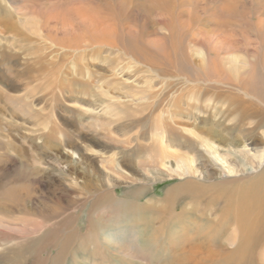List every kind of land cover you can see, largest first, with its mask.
<instances>
[{
  "label": "rangeland",
  "instance_id": "1",
  "mask_svg": "<svg viewBox=\"0 0 264 264\" xmlns=\"http://www.w3.org/2000/svg\"><path fill=\"white\" fill-rule=\"evenodd\" d=\"M0 20V264H178L186 236L144 214L182 182L155 136L191 156L183 132L215 119L233 145L263 140L264 0H0ZM233 93L257 112L242 127L261 123L245 138Z\"/></svg>",
  "mask_w": 264,
  "mask_h": 264
},
{
  "label": "bare ground",
  "instance_id": "2",
  "mask_svg": "<svg viewBox=\"0 0 264 264\" xmlns=\"http://www.w3.org/2000/svg\"><path fill=\"white\" fill-rule=\"evenodd\" d=\"M0 24L5 25V27L8 26L4 20H0ZM40 59L35 60L37 74L41 72V69H45L46 66ZM26 71H33V68L28 66ZM170 85L171 83L167 81L164 87L168 88ZM147 91L145 89L142 91L144 93L142 97L149 99L147 97L152 94L150 93L147 96ZM162 96L163 100L166 97H170L166 93H163ZM150 98L152 99L153 97ZM180 99H182V96L172 97L171 102H173L174 108H178ZM224 99L233 109L239 111V115H237L239 116V119H237L238 123L234 122L231 124L232 131L233 128H237V132L234 130L237 136L245 138L247 134H253L254 131L260 128V121L249 126V128L245 129V127H242L241 123L243 121L246 122L247 115L256 116L257 113L255 108L253 110V105L249 100L244 101L236 93L228 95ZM114 103L111 101L106 104L110 111L113 110ZM199 105L198 103L197 106ZM206 108L199 107L201 110L199 111L204 118H207L205 117L208 110ZM222 123L223 121L217 122L212 119V122L205 126L201 132L191 131L187 132V135L183 132L182 142L187 143L190 148L189 152H192L191 156L161 148L163 142L169 140L168 136L170 133L168 131L162 134L161 137L159 135L155 136L161 142L152 151V157H163L165 155L164 158H172L171 168L169 167L171 173L182 179V182L169 188L164 193L163 205L156 209L151 208L153 204L148 205V211L145 210L144 214L151 215L157 212L154 220L157 219L159 224L157 227H149L150 230L155 231L154 234L156 236H164L165 231H168L171 235L178 233L176 231H182V235L180 234L181 236H179L181 238L186 236L184 237L186 239L185 244L188 241L191 245L186 250L184 248V250L173 256V261L178 264H264V259L260 261V259L255 257L256 250H264V169L257 174L247 175L250 173L248 170L254 171L261 164L260 162L264 157V132H262L263 140L244 142L241 146H236L230 142L233 136L231 129L229 127L228 129L222 128ZM173 139L175 138L173 137ZM100 176L109 186H116L108 174L100 172ZM155 178L159 177L155 176ZM139 180L149 179L141 177ZM180 197L183 198L185 203L180 208V213L175 217L176 219L171 221L175 222L174 226L172 225V228L166 230L163 228L164 226L162 227L163 220L170 207H174V205H177V201L182 200ZM103 198L105 199L106 195L101 194L99 199ZM145 203L150 204L149 202ZM144 209L146 208L144 207ZM182 212H187L188 214L185 215ZM191 215H193V218H191ZM146 220L150 221V218H146ZM188 227L192 228L191 232H187ZM190 233L194 236L191 240H189V237H191ZM104 237L105 235H103V240H105ZM181 241L180 244L184 242L182 241L181 243ZM183 246L185 245L183 244L180 247Z\"/></svg>",
  "mask_w": 264,
  "mask_h": 264
}]
</instances>
